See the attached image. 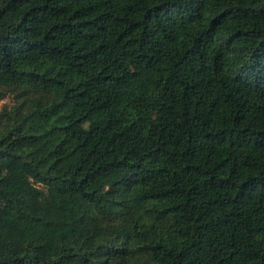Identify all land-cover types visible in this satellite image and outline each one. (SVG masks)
<instances>
[{
  "label": "trees",
  "instance_id": "16d2710c",
  "mask_svg": "<svg viewBox=\"0 0 264 264\" xmlns=\"http://www.w3.org/2000/svg\"><path fill=\"white\" fill-rule=\"evenodd\" d=\"M6 99L0 264H264V0H0Z\"/></svg>",
  "mask_w": 264,
  "mask_h": 264
},
{
  "label": "rangeland",
  "instance_id": "374dc122",
  "mask_svg": "<svg viewBox=\"0 0 264 264\" xmlns=\"http://www.w3.org/2000/svg\"><path fill=\"white\" fill-rule=\"evenodd\" d=\"M4 104L11 105V101H10V99H6V100H4L3 102H0V108H1V106L4 105ZM86 128H87L86 125H82V126L80 127L81 130H86Z\"/></svg>",
  "mask_w": 264,
  "mask_h": 264
}]
</instances>
